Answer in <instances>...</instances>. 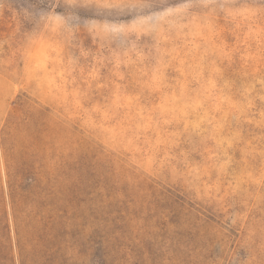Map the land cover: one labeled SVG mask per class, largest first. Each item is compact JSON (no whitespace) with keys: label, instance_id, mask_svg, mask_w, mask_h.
I'll return each instance as SVG.
<instances>
[{"label":"rangeland","instance_id":"rangeland-1","mask_svg":"<svg viewBox=\"0 0 264 264\" xmlns=\"http://www.w3.org/2000/svg\"><path fill=\"white\" fill-rule=\"evenodd\" d=\"M102 2L0 0V264H264V0Z\"/></svg>","mask_w":264,"mask_h":264},{"label":"trees","instance_id":"trees-1","mask_svg":"<svg viewBox=\"0 0 264 264\" xmlns=\"http://www.w3.org/2000/svg\"><path fill=\"white\" fill-rule=\"evenodd\" d=\"M22 179L21 177L18 178H14L12 177V182H10V187L12 189L11 192V198H13V200H11L12 205L17 208L20 206L22 200L24 199L22 196V187L21 184L19 182H21ZM20 180V181H19ZM100 188V187H99ZM166 194V193H165ZM164 193H162V199L161 202H164L166 200V195ZM87 196L90 198H92V202L94 205V208H92V212H93V216L92 218L94 220H97L99 223L105 224L106 226H116V230L114 232H112V234L107 235V239L106 240H111L112 242L116 243V250L119 249V251H126L124 250L125 248H128L129 250H133V247L135 246V251L137 250V247H143L145 249L146 252L149 253L150 250L154 249V246H156L160 240L158 239L157 236H155L153 233L155 229H158V232H163V228L165 227V222L164 221H160L159 223L156 222H152L151 223V228L152 230L146 232V236L147 239L146 240H137V234L136 232H134L132 230L133 235H127L126 231L124 230L123 226H121L119 223L121 222H129L130 220H132L134 218V216H132L131 213L129 214H125L123 213L121 215V206H118L117 208H113V211H108L106 208H108L109 206H111L112 204H114L115 206L119 203V198L117 197V195L115 194H111L109 197H107V195H103L102 193H100L99 191L93 190L91 189L89 191V194H87ZM98 196H101L98 198ZM104 196V197H102ZM105 209V210H104ZM104 210V211H103ZM164 216H166L164 214V212H161ZM165 220V218H164ZM21 223V224H20ZM19 225V231H15V236L17 237V246H18V242H20L21 247H26V244L29 243L28 239L26 238V234L28 232L25 231V222H20ZM48 226V224H47ZM24 231V232H23ZM40 231V230H37ZM140 234V233H138ZM40 238V237H38ZM126 239V240H125ZM120 240H125V241H129V244H131L133 247H129L128 244H126V242H122L120 243ZM137 240V242H136ZM20 247V246H19ZM48 249H44L42 252V255H47L48 254ZM108 256V254H107ZM166 259H169L168 257H164Z\"/></svg>","mask_w":264,"mask_h":264},{"label":"snow or ice","instance_id":"snow-or-ice-1","mask_svg":"<svg viewBox=\"0 0 264 264\" xmlns=\"http://www.w3.org/2000/svg\"><path fill=\"white\" fill-rule=\"evenodd\" d=\"M85 8L88 9H95L98 12H105L108 9H122L123 11L131 12L133 15H135V10L137 8H144V7H149V5L142 4L135 2V0H132V2L129 3H124V4H112V3H98V4H90L84 6ZM82 14H89L87 12H82ZM102 18V17H99Z\"/></svg>","mask_w":264,"mask_h":264}]
</instances>
